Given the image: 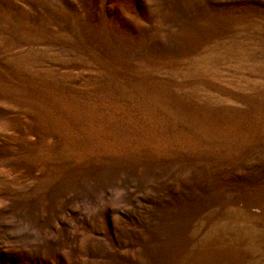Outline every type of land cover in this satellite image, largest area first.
Instances as JSON below:
<instances>
[{
    "label": "rangeland",
    "instance_id": "1",
    "mask_svg": "<svg viewBox=\"0 0 264 264\" xmlns=\"http://www.w3.org/2000/svg\"><path fill=\"white\" fill-rule=\"evenodd\" d=\"M0 264H264V0H0Z\"/></svg>",
    "mask_w": 264,
    "mask_h": 264
}]
</instances>
